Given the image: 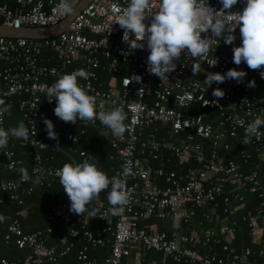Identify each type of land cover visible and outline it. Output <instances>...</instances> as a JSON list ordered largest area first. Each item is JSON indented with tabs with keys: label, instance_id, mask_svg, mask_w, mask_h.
Returning <instances> with one entry per match:
<instances>
[{
	"label": "built area",
	"instance_id": "1",
	"mask_svg": "<svg viewBox=\"0 0 264 264\" xmlns=\"http://www.w3.org/2000/svg\"><path fill=\"white\" fill-rule=\"evenodd\" d=\"M84 1L0 0V26L14 30L56 27ZM128 2L88 0L67 29L51 37L0 36V99L17 96L22 120L29 130L28 140L21 139L20 144L31 148L32 183L42 185L59 180L60 167L48 162L41 153L50 148L44 137V117L53 122L56 132L72 124L80 126L83 134L86 127L98 128L101 123L79 119L76 124L63 122L54 115L55 99L49 102L44 91L64 74L65 68L84 69L91 75L88 80L78 77L77 83L95 97L97 112L121 107L127 115L124 134L110 135V158L118 163V168L107 177L126 182L130 199L121 215H112L107 200L110 185L93 199V207L100 209V215L90 218L69 211L70 200L63 190L61 203L52 207L51 213L58 215L65 234L76 236V227L81 229L84 244L74 264H156L148 259L149 252L161 253L162 264L167 259L174 264H251L250 248L238 250L233 241L236 226L242 221L247 225L251 243L264 249V136H253L250 143L242 144L247 125L256 117L264 118V78L259 75L264 67L251 70L243 61L238 66L234 64L232 48L241 44L237 26L232 45L221 39L216 48L215 43L212 45L206 57L196 61L182 52L169 80L160 81L147 71L150 50L146 39L143 49L125 55L128 45L114 20L117 14H123ZM159 2L150 0L152 11ZM65 3L70 11H65ZM206 3L214 9L221 8L220 0ZM245 4L246 0H237L231 11L241 12ZM151 19L145 17L144 23L148 25ZM192 63L201 65V73L192 75ZM233 68L247 73L241 83L226 80L204 85L206 75L224 74ZM118 75L114 82L112 78ZM253 79L256 87H246ZM214 88L224 91L223 98L211 95ZM0 127L7 130L5 116ZM103 131L101 127L100 132ZM260 132H264V127ZM157 134L168 139H158ZM67 140L70 149L78 142L71 131L67 132ZM7 151L12 154L10 160L0 150V193L8 192L11 199H16L26 182L19 183L15 190L4 191L9 183L20 181L15 170L19 161L10 138ZM85 153L78 151L81 158ZM128 164L133 175L125 179L122 166ZM2 170L16 173V177L4 178ZM31 190L29 187L28 191ZM198 211L201 219L196 220ZM149 217L170 221L174 229L148 233L139 223ZM92 219L103 221L100 230L87 228ZM209 221L216 223L206 225ZM50 233V227L24 232L13 221L7 226L5 239H13L17 248L28 251V256L21 261L0 257V264H59L72 244L57 252L56 246L47 245ZM58 241L64 243L65 238ZM105 246L109 252L101 260L88 257L89 250ZM197 248H207L206 253Z\"/></svg>",
	"mask_w": 264,
	"mask_h": 264
},
{
	"label": "clouds",
	"instance_id": "2",
	"mask_svg": "<svg viewBox=\"0 0 264 264\" xmlns=\"http://www.w3.org/2000/svg\"><path fill=\"white\" fill-rule=\"evenodd\" d=\"M220 4L221 8L217 10L207 4L206 0H160L158 8L152 11L150 0H129L123 14H117L114 20L123 30L122 39L128 45L125 55L133 50L143 49V41L146 39L147 48L150 50L147 71L159 77L160 81L169 80V74L176 70V61L180 59L182 52L186 57L194 58L193 61L202 56L206 57L212 45L215 43L216 48L221 39L226 45H232L236 39L234 30L239 26L241 44L232 48L233 62L238 66L243 61L249 69L260 70L264 67V0H246L241 12L231 11L237 0H220ZM64 9L71 10L67 3L64 4ZM147 16L152 17L148 25L144 23ZM214 37L218 39L214 40ZM215 64L216 61L212 66ZM191 71L192 75H198L201 73V65L192 63ZM90 75L84 69L74 70L61 75L53 85L44 89L49 102L55 99L54 115L65 123L73 124H76L78 119L93 123L99 120L113 136H122L127 130L124 123L127 115L123 108L97 112L95 97L87 94L78 85V77L88 80ZM246 75L245 71L233 68L224 74L216 72L206 75L203 82L207 86L226 80H235L239 84ZM259 75L264 78V70L259 71ZM135 79L139 81L141 78L137 76ZM245 86L255 88L256 82L254 79L249 80ZM211 95L219 99L223 98L225 93L220 88H214ZM6 114H11V105L0 99V123ZM43 124L47 137L55 140L59 147L58 133L54 130L53 122L44 117ZM262 127L264 118L256 117L244 129L242 144L250 143L253 136H264V132H260ZM10 137L27 141L29 130L22 121L17 127L9 130L0 127V150L9 160L12 155L7 151ZM13 167L15 168V165ZM122 167L121 175L125 179L133 175L131 164ZM15 170L20 174V181L9 183L4 191L15 190L19 183L30 179L27 169L23 166ZM57 175L61 187L69 197V211L78 216L87 215L91 218L100 215V209H90L89 205L102 191L109 189L110 185L107 200L111 205L112 215H121L129 203L130 192L126 182L120 179L110 180L87 159L75 165L65 163L57 171ZM5 219L0 215V222Z\"/></svg>",
	"mask_w": 264,
	"mask_h": 264
},
{
	"label": "trees",
	"instance_id": "3",
	"mask_svg": "<svg viewBox=\"0 0 264 264\" xmlns=\"http://www.w3.org/2000/svg\"><path fill=\"white\" fill-rule=\"evenodd\" d=\"M72 70L65 68L63 73H71ZM104 79H109L108 75H103ZM120 75L113 77L112 80H117ZM6 104L11 105V114L5 115V127L7 130L12 127H17L22 120V113L18 107L17 96H10L3 98ZM199 111V110H198ZM24 123V122H23ZM103 127L104 133L100 132V128ZM65 130L61 128L58 133L59 147L57 142L51 140L45 135V139L50 142V148L42 150L41 153L48 162L53 163L58 167H62L65 163H71L75 165L78 161L89 160L90 163L104 172L107 176H111L118 168V163L110 158L111 154V132L104 125L99 123L98 128L92 126L86 127L84 133L81 134V127L78 125L66 124ZM73 132L77 138V144L70 149V143L67 140V132ZM158 139H168L164 134H157ZM21 139L10 137V145L15 153V158L19 161L16 168L23 166L27 169L30 179L21 186V192L19 198L11 199L10 193H0V215H3L6 219L4 222H0V257L8 260L21 261L28 256L26 249L17 248L14 244V240L5 239L7 235V226L13 221H17L20 228L24 232H34L38 230H44L47 227L51 228L47 245L56 246L58 252L66 245L72 244L70 252L60 259L59 264H74L77 259V252L83 246L84 242L81 238V229L76 227L78 234L76 236L65 234L60 223L58 215L52 214L51 209L54 206H58L63 199V188L61 187L59 180L52 181L49 184H33L30 150L27 145L20 144ZM234 143V142H233ZM85 150V157L81 158L78 151ZM172 169H178L176 166H171ZM17 172V171H16ZM18 173V172H17ZM19 174V173H18ZM1 176L4 178H15L16 173H11L6 170H2ZM29 187H32L31 191H28ZM20 201V203H19ZM93 207V201L89 205ZM219 212V209L217 210ZM201 219V212H197L196 220ZM215 221H209L206 225H215ZM104 225L103 221L99 219H92L87 228L96 232ZM139 226L148 233L154 232H170L174 229L172 222L159 219L157 217H149L140 221ZM65 238V242L58 241L59 238ZM233 245L240 250L241 248H250L251 264H263L264 263V249L261 246L254 245L250 241L247 225L239 221L236 226L235 238ZM200 253L205 254L207 248H197ZM109 252V247H97L88 251V257L90 259L101 260ZM161 253L149 252L148 259L154 260L156 264H162ZM164 264H174L169 259L165 260Z\"/></svg>",
	"mask_w": 264,
	"mask_h": 264
},
{
	"label": "water",
	"instance_id": "4",
	"mask_svg": "<svg viewBox=\"0 0 264 264\" xmlns=\"http://www.w3.org/2000/svg\"><path fill=\"white\" fill-rule=\"evenodd\" d=\"M88 0H85L82 4H80L76 9H74L67 19L61 23L60 25L56 27H48V28H31V29H20V30H14L8 27L0 26V36L9 37V38H30V39H40V38H46L51 37L59 32L66 30L67 25L70 22V20L75 16V14L78 12V10L87 2Z\"/></svg>",
	"mask_w": 264,
	"mask_h": 264
}]
</instances>
